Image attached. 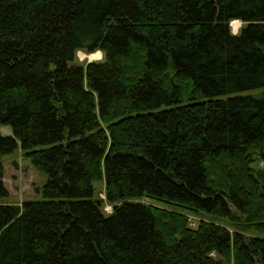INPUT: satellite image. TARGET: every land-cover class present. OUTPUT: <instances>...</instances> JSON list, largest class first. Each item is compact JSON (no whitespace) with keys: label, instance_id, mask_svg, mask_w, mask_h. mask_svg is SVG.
I'll use <instances>...</instances> for the list:
<instances>
[{"label":"trees","instance_id":"trees-1","mask_svg":"<svg viewBox=\"0 0 264 264\" xmlns=\"http://www.w3.org/2000/svg\"><path fill=\"white\" fill-rule=\"evenodd\" d=\"M1 125L0 264H264V0H0Z\"/></svg>","mask_w":264,"mask_h":264},{"label":"rangeland","instance_id":"rangeland-1","mask_svg":"<svg viewBox=\"0 0 264 264\" xmlns=\"http://www.w3.org/2000/svg\"><path fill=\"white\" fill-rule=\"evenodd\" d=\"M233 22V21H232ZM238 22V27L233 29L230 22V30L233 34H236L241 23ZM76 56V55H75ZM77 63L81 62L76 57ZM251 94H256V91L250 92ZM0 133L4 136L11 135V128L7 125L0 126ZM264 153V149H263ZM258 161H254L252 166H259ZM1 183L7 191V195L0 197V204H18L20 205L26 200H40L42 199L41 189L47 181V176L35 169L28 159L22 156L19 149H15L11 153L2 155L1 157ZM96 196L103 200L102 209L105 213H109L111 207L105 202L104 198V188L102 182H95ZM145 201V200H144ZM191 221L190 225L193 227L196 224V217L189 216ZM247 236H253L264 239V230L259 229L256 231H247L245 233Z\"/></svg>","mask_w":264,"mask_h":264},{"label":"clouds","instance_id":"clouds-1","mask_svg":"<svg viewBox=\"0 0 264 264\" xmlns=\"http://www.w3.org/2000/svg\"><path fill=\"white\" fill-rule=\"evenodd\" d=\"M75 55L81 62L86 60L88 63H100L105 60V51L99 48L91 52H85L83 49H76Z\"/></svg>","mask_w":264,"mask_h":264},{"label":"bare ground","instance_id":"bare-ground-1","mask_svg":"<svg viewBox=\"0 0 264 264\" xmlns=\"http://www.w3.org/2000/svg\"><path fill=\"white\" fill-rule=\"evenodd\" d=\"M231 26L233 29H236L238 27V22L237 21L231 22Z\"/></svg>","mask_w":264,"mask_h":264}]
</instances>
